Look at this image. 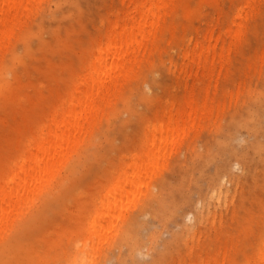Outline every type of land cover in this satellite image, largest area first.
<instances>
[{"label":"rangeland","instance_id":"obj_1","mask_svg":"<svg viewBox=\"0 0 264 264\" xmlns=\"http://www.w3.org/2000/svg\"><path fill=\"white\" fill-rule=\"evenodd\" d=\"M142 3L34 0L12 25L0 44V183L69 98L108 30ZM145 5L158 6L156 23L54 169L0 229V264H74L81 256L83 264L257 262L264 242V0ZM195 42L222 55L211 71L208 63L195 73L196 62L182 58ZM190 108L192 119L143 184L112 208L114 180L147 158L146 128L165 123L171 109L183 117ZM214 186L227 196H212ZM92 222L103 223L100 238Z\"/></svg>","mask_w":264,"mask_h":264},{"label":"bare ground","instance_id":"obj_2","mask_svg":"<svg viewBox=\"0 0 264 264\" xmlns=\"http://www.w3.org/2000/svg\"><path fill=\"white\" fill-rule=\"evenodd\" d=\"M33 1L0 0V44L8 36L12 25L28 11ZM150 1L152 0H143L139 7L128 8L121 21H116L108 30L105 41L97 46L84 74L75 80L69 98L52 113L48 125L28 142L29 154L24 156L0 183V229L13 211L30 198L33 190L54 169L83 121L98 108L99 103L116 85L119 76L126 71L136 50L142 45L143 38L156 23L158 6H144ZM215 49V45L210 49L209 43L204 46L200 42H195L183 53L182 58L196 62L195 73L206 69L208 63L211 71L216 62L223 58L221 54L216 55ZM188 101L191 105V96ZM193 112L190 108V112L181 117L178 111L174 112L171 109L167 111L165 123L146 128V134L150 138L145 145L147 158L130 163L133 175L118 176L114 180V187L119 188V194L113 198L112 208L121 200L123 193L128 195L143 184L154 159L165 152L168 146L174 144V136H179L180 131H184V125L192 119ZM211 195L219 200L227 196V191L221 186H214ZM152 202L153 199L146 206L151 205ZM191 218L194 216L192 215ZM103 228V223L96 225L92 222V235L100 238ZM190 230L193 234L197 232L195 225H192ZM95 254L96 249H92V253L86 251L85 258L90 259ZM83 261H85L84 256L78 260L76 257L74 264H83ZM255 264H264V242Z\"/></svg>","mask_w":264,"mask_h":264}]
</instances>
